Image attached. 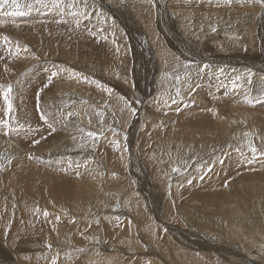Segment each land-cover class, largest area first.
I'll return each mask as SVG.
<instances>
[{"label": "rangeland", "instance_id": "rangeland-1", "mask_svg": "<svg viewBox=\"0 0 264 264\" xmlns=\"http://www.w3.org/2000/svg\"><path fill=\"white\" fill-rule=\"evenodd\" d=\"M97 1L0 0V264H142L134 251L124 252L134 242L143 247L131 212L172 245L161 249L162 259L153 257L156 264H190L180 253L191 252L202 258L199 264H235L225 249H243L240 256L264 264V22L252 37L255 46L243 44L242 53L257 56L251 67L228 55L191 61L189 53L202 54L203 36L239 27L227 19L243 20L233 12L250 8L263 15L264 0H146L169 13L174 25L167 36L161 19L153 18L159 46L123 0ZM110 4L121 7L119 15ZM156 48L167 61L173 54L170 76L153 68ZM195 95L203 99L196 102ZM52 178L66 183L59 198ZM149 185L155 195L149 196ZM198 195L217 200V211L207 210L220 215V230L209 219L186 218L203 236L192 238L178 216L180 224L170 214L152 223L166 202L176 212L196 211ZM202 222L216 228L209 231ZM123 230L130 244L121 242ZM202 238H220L214 248L220 252L201 249Z\"/></svg>", "mask_w": 264, "mask_h": 264}, {"label": "bare ground", "instance_id": "bare-ground-1", "mask_svg": "<svg viewBox=\"0 0 264 264\" xmlns=\"http://www.w3.org/2000/svg\"><path fill=\"white\" fill-rule=\"evenodd\" d=\"M96 2L99 3V1L97 0H94ZM103 1H107V0H103ZM110 1V0H109ZM108 1V2H109ZM124 3L122 6H124L128 11H130V9L133 10L134 13V16L136 17H139L143 19V23H144V26H145V34H147L148 36V39H152L154 44L155 45H158L156 44V38L155 37V33L153 31V18L157 17L159 19H161V22L164 24L162 27L164 33L167 35V36H170L169 34V31H168V28L171 27L174 29V25H173V22L169 20V13L167 12H164L163 9L161 10V12L163 14H167V17H164L163 14H160L159 12H157V7H156V4H151L150 2L144 0L142 1V3H139L138 6H136V3H137V0H123ZM140 1V0H139ZM113 2V1H112ZM160 2V1H159ZM257 2V1H256ZM111 3V1H110ZM157 3V2H156ZM252 3V2H251ZM100 4V3H99ZM105 4V3H104ZM113 4V3H112ZM115 4V2H114ZM113 4V5H114ZM160 4V3H159ZM257 4V3H256ZM111 5V4H110ZM249 5V4H248ZM247 5V6H248ZM108 6V5H107ZM140 6H144L145 7V10H143L142 8L143 7H140ZM255 6V5H254ZM262 6V5H261ZM103 7V6H102ZM164 7V6H163ZM251 7V6H250ZM120 8L121 7H118V6H112L111 5V13H112V10L115 12V13H118L119 15V11H120ZM261 8V7H260ZM107 9V8H106ZM259 10V9H257ZM109 11V10H107ZM182 12V11H181ZM180 12V13H181ZM261 12V10H260ZM197 13V12H196ZM215 13V12H214ZM259 13V11H258ZM209 14L211 15V13L209 12ZM217 14H220L217 13ZM109 15V14H108ZM178 15H181V14H178ZM183 15V13H182ZM199 15H201V12L199 11ZM199 15L195 16V14L193 15V18L195 20H202V21H205L204 19H202ZM233 15H240V18L243 19L242 21H237L234 20V17L230 18L228 17L227 19L232 23V24H239V27L235 28V30H227V31H218L216 32V34H214L213 36H210V37H204L201 38V44H202V47L199 48V50L203 49L204 46H206V49H203L204 51L201 52L202 54L200 55H195L193 54L192 52L190 51H193V50H190L189 53H191L193 56L190 57L191 58V61H199V62H205V63H209L212 59H214L215 57L219 56V55H228L232 61L234 62H237V63H240L242 64L243 66H246V67H251L250 65L255 63V60L257 59V56L255 54H251V53H242L245 49H244V46L243 44L246 45V47L251 50L255 45L254 43L252 44L253 40H252V37L254 36L255 32L256 31H260L261 32V29H258L257 26L262 24L264 22V14L261 16H257L256 14L254 15L253 13V10L250 9V8H247V9H243L242 10H239L238 13H234L233 12ZM232 15V16H233ZM203 16V15H202ZM218 17H220V15H217ZM227 16H230V14H228ZM119 17V16H118ZM206 18V17H205ZM235 18H239V17H235ZM129 19V18H128ZM135 20V19H134ZM137 21V19H136ZM139 22L140 24V21H137ZM139 24H138V28H139ZM143 25V24H141ZM217 28L219 29L220 28V25L217 24ZM135 26V25H134ZM137 27V26H136ZM135 27V28H136ZM141 27V26H140ZM137 29V28H136ZM134 30V28L132 29V31ZM139 30H141V28H139ZM135 32V30L133 31ZM132 33V36L134 37V33ZM223 32V33H222ZM237 32V34H241V36L243 37L242 41L241 39H237L236 40V35L235 33ZM144 33V32H143ZM141 34V33H140ZM146 36V35H145ZM138 37V36H137ZM180 38V37H179ZM219 38H224L225 41L222 42ZM149 39V40H150ZM181 39V38H180ZM147 40V39H146ZM240 42H239V41ZM171 41L177 43L181 49L182 52L184 51H187L186 50V45H184L182 43L181 40L177 41L175 40L174 37L171 38ZM252 41V42H251ZM145 42V40H144ZM143 41L139 44L141 46V53L142 55L144 56L143 54V51H144V48H145V43ZM161 42V41H160ZM155 45H152V47ZM159 46V45H158ZM251 46V48H250ZM151 46H149L150 48ZM153 47V48H154ZM147 48V47H146ZM152 49V48H151ZM190 49V48H189ZM229 50H232L234 52H229ZM179 51V50H178ZM176 53V52H175ZM178 53V52H177ZM240 53V54H239ZM94 54V53H93ZM149 54V53H147ZM181 54V53H179ZM150 55V54H149ZM152 55V59L154 60V62H152V66L153 68L156 67V69H162L161 71H164L167 75H169L168 71L171 69V68H174L176 67L175 63L173 62L172 60V53L171 51L168 52V61L166 60L165 58V54L164 53H160L159 51V48H156V51H153V53L151 54ZM175 55V54H174ZM213 56V57H212ZM175 60V57L173 58ZM151 60V59H149ZM148 60V61H149ZM171 62V64H169ZM150 63V62H149ZM169 64V65H168ZM166 67V68H165ZM159 74H162L161 72H159ZM33 75V74H32ZM205 75V74H204ZM170 76V75H169ZM32 77V76H31ZM173 77V76H171ZM174 78V77H173ZM209 78V77H207ZM35 80V79H34ZM32 81V78H30V82ZM35 83V82H34ZM34 85V84H33ZM197 90V89H196ZM201 91V90H200ZM203 92V91H202ZM201 92V94H202ZM205 94V93H204ZM207 95V94H205ZM196 96V95H195ZM208 96V95H207ZM193 97V96H192ZM191 97V99H192ZM198 97V98H197ZM195 99L194 100H197L196 102H199L201 101L203 98L199 96H196L194 97ZM260 104V103H259ZM169 105V104H168ZM167 105V107H168ZM173 106V105H172ZM189 106V105H188ZM136 132L138 131V129L135 130ZM82 143H84L83 140H81ZM81 143V144H82ZM78 145L79 146H81ZM138 149V146L137 148H134L132 147V155H133V151L134 150H137ZM239 161V160H238ZM237 161V162H238ZM135 166L136 167H139L141 166V163L139 162V159L135 161ZM249 169V167H248ZM250 170V169H249ZM52 184H53V194L55 195L56 198H59L61 197L64 193H66V187H64L66 185L65 182H60V180L58 178H52L49 180ZM168 190H166V187H164V190L162 191L163 195L166 196V192ZM148 192H149V196L151 195H155L156 194V190L153 189L152 186L149 185V188H148ZM124 195H133L129 190H126L125 194ZM207 195V194H206ZM204 196V195H198L196 196L195 200H196V208L197 210L196 211H193L190 208H184L182 210L180 209H177V212L175 211L176 209H173L172 207H170L167 202H166V207H165V210H164V213H161V212H155L154 213V217L155 219L152 221V223L154 225H156V223H158L159 219H161V217H169L168 215L170 214V217L169 218H172V219H175L178 223L179 221H181V219H185V221L188 223H184V224H181L182 226L184 227H187L191 232H189L190 236L193 238V237H196V236H202V234L198 231H195L193 230L194 229V224L190 223L189 221L186 220V218L190 219L191 217H196L195 219H198V218H203V219H206L204 221H207V219L211 220L210 222H213L216 226L218 225L217 229L220 230V215L218 213H215L217 211L215 205H216V202L217 200H214V199H208L207 196ZM120 198L121 196L120 195H117L116 194V200L118 199V201H120ZM139 199V198H138ZM126 201H130V204L134 206V202L133 200H129L128 198H125L124 200V204H127ZM167 201V200H166ZM120 205V204H119ZM126 206V205H124ZM208 207H212V210L215 212L214 213H209L207 210ZM127 208V207H126ZM194 208V207H193ZM204 210V212H203ZM118 211L119 209L115 210V217H118V219L122 220V215L119 213L118 214ZM188 211H190L189 214H186ZM212 211V212H213ZM192 212V213H191ZM212 215H214L215 217H213ZM140 216L141 214L139 213L138 215L131 212L130 215H129V218L132 219L131 220V228L133 231H135L136 233L139 232L140 234V245H142L143 247L141 249L138 250V246L137 244L134 242L133 243V249H124V252H128L130 250L134 251L136 257H139V261L142 263V264H156L155 263V260L154 258L157 256L159 259H162L161 257V249L163 248H172V245H169L166 241H162L159 239V236H157L159 234L158 230L151 224H147L145 222H143L141 219H140ZM177 216L178 218H181L179 221L177 219ZM194 219V220H195ZM236 219V218H235ZM119 222V220H118ZM209 222V221H208ZM121 224H123L122 222H120ZM203 223V222H202ZM207 223V222H206ZM180 224V223H179ZM201 224V223H200ZM215 225L213 226L211 223H208V224H202V227H204L205 229L209 230V231H212L211 229L213 228H216ZM148 226H151L154 231V233H151L147 230ZM124 227V226H123ZM158 228V227H157ZM197 229V228H195ZM216 230V229H215ZM141 231L145 232L151 242H149L148 240H146L145 236L141 234ZM214 231V230H213ZM217 232V230H216ZM177 234L179 235L180 234V237L182 239H187L186 238V233L182 232V230L177 226ZM94 235L96 236L95 238H97V236L99 237L100 236V233L98 231L97 228H95L94 230ZM89 235H87L88 237ZM156 237V241L154 240V237ZM91 237V236H90ZM129 233L126 232V230H123L122 233L120 234V240L121 242L123 241H128L131 242V241H134L132 239L129 238ZM200 237V238H201ZM95 238L92 239L93 240V245L97 246L96 248H100L99 244L95 241ZM215 239L218 238V237H214ZM169 239V238H168ZM196 239V238H195ZM206 239V238H205ZM205 239H199L200 241V244H199V247L203 250H211V251H219V250H215L214 248L221 244V239L219 238L217 242H213L211 240H209V238H207V240ZM203 240V242L201 241ZM187 241H191L189 239H187ZM244 241V240H243ZM242 240L239 241V244L243 245V244H246V241L243 242ZM158 242V243H156ZM126 243V242H125ZM130 244V243H129ZM249 245H253V247H256L255 250H257L259 248V245L254 243V242H250L248 243ZM126 245V244H125ZM246 246V245H245ZM127 247V246H126ZM243 247V246H242ZM75 248H78L75 246ZM244 248V247H243ZM249 248V247H248ZM252 248V247H251ZM73 250V248H72ZM144 250V253H142L141 251ZM241 251H243V249L241 250H238V253H235L234 250H231V249H225L222 251L223 254H225L227 256V259H228V263L232 262V263H235V264H255L253 262V259H254V256L253 255H250V254H245V256H240V253ZM76 252V251H75ZM220 252V251H219ZM256 252V251H255ZM141 253L144 254L146 256V258H143L141 259ZM75 254V253H74ZM181 255V259L186 261V262H189L190 264L194 263V264H199V261L202 260L201 257L199 256H194V253H187V255H185L184 253H180ZM83 256L85 257L84 260L88 259L90 256L86 255V254H83ZM155 256V257H154ZM154 257V258H153ZM150 261V262H149ZM183 261V262H184ZM205 261V260H204ZM96 261H94V264H95ZM104 262L105 264H131V260L129 259L128 261L126 262H122V261H113V260H109V259H104ZM182 262V263H183ZM185 263V262H184ZM202 263V262H201ZM231 264V263H230ZM259 264V263H258Z\"/></svg>", "mask_w": 264, "mask_h": 264}, {"label": "snow or ice", "instance_id": "snow-or-ice-1", "mask_svg": "<svg viewBox=\"0 0 264 264\" xmlns=\"http://www.w3.org/2000/svg\"><path fill=\"white\" fill-rule=\"evenodd\" d=\"M4 2H7V0H4ZM17 14H20V15H22L23 13H17ZM11 89H9V91H10ZM5 98H7V93H5ZM11 107V105H9V108Z\"/></svg>", "mask_w": 264, "mask_h": 264}]
</instances>
